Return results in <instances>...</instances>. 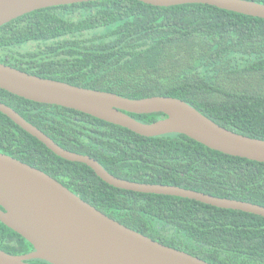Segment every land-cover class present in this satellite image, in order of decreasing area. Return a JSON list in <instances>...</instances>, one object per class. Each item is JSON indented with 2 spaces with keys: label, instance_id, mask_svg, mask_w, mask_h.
Masks as SVG:
<instances>
[{
  "label": "trees",
  "instance_id": "16d2710c",
  "mask_svg": "<svg viewBox=\"0 0 264 264\" xmlns=\"http://www.w3.org/2000/svg\"><path fill=\"white\" fill-rule=\"evenodd\" d=\"M0 63L131 99L178 98L220 126L264 140V19L205 4L100 0L53 6L0 27ZM0 102L62 148L96 159L121 179L264 206V163L212 150L183 134L141 136L1 88ZM131 116L144 123L165 117ZM0 152L166 246L211 264H264L262 216L115 188L86 164L57 156L1 112ZM0 249L21 255L33 247L0 222Z\"/></svg>",
  "mask_w": 264,
  "mask_h": 264
},
{
  "label": "water",
  "instance_id": "95a60500",
  "mask_svg": "<svg viewBox=\"0 0 264 264\" xmlns=\"http://www.w3.org/2000/svg\"><path fill=\"white\" fill-rule=\"evenodd\" d=\"M100 0H0V27L35 10ZM170 7L205 4L264 19V4L252 0H138ZM0 88L27 100L73 109L145 137L183 134L231 156L264 163V140L215 123L187 102L170 96L131 99L31 75L0 63ZM0 112L60 158L86 164L107 184L123 190L187 198L222 209L264 217V206L216 197L173 185L139 183L109 173L96 159L59 146L15 109L0 102ZM131 114H163L151 123ZM0 222L28 241L21 255L0 249V264H211L143 235L87 203L47 173L0 152Z\"/></svg>",
  "mask_w": 264,
  "mask_h": 264
}]
</instances>
